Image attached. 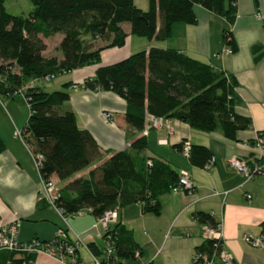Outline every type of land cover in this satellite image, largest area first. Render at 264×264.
Instances as JSON below:
<instances>
[{
	"label": "trees",
	"instance_id": "16d2710c",
	"mask_svg": "<svg viewBox=\"0 0 264 264\" xmlns=\"http://www.w3.org/2000/svg\"><path fill=\"white\" fill-rule=\"evenodd\" d=\"M29 1L31 8L26 13L9 14L0 0V94H22L27 115L19 135L26 136L30 154L41 155L37 165L39 178L52 180L56 188L53 204L63 214L84 210L97 217L104 209L133 202L139 204L142 212L158 213L157 197L175 185L178 170L161 159L143 155L146 115L174 118L200 131L218 129L227 138H233L236 130L249 127L248 118L233 110L238 100L231 74L176 49L149 46L96 67L91 76L81 81L82 87L110 91L122 98L125 123L142 134L131 139L126 149L109 152L85 176H74L104 151L86 129L76 126L74 114L67 107L68 93L63 88L46 91L30 81L97 63L102 47L122 44L121 23L128 24L132 35L162 40L169 35L173 22H195L193 4L231 23L235 0H146L145 10L137 8L132 0ZM260 23L264 30V14ZM54 33L60 34L56 45L60 58L42 54V38ZM221 38L230 52L236 50L227 28L222 29ZM95 39L104 44L91 47L90 42ZM258 49V45L250 47L253 59L257 58ZM182 141L173 146L179 152ZM210 157L203 145L188 143L186 159L192 165L203 166ZM51 176L61 185H56ZM193 216L200 223L213 222L205 212L196 211ZM107 232L116 257L131 258L137 253L130 236L120 240L119 229ZM87 246L92 255L98 254L92 245ZM211 248V240L206 239L193 252L209 254ZM111 253L102 259L106 264H114ZM8 261L19 264L21 260Z\"/></svg>",
	"mask_w": 264,
	"mask_h": 264
},
{
	"label": "crops",
	"instance_id": "0c3cea01",
	"mask_svg": "<svg viewBox=\"0 0 264 264\" xmlns=\"http://www.w3.org/2000/svg\"><path fill=\"white\" fill-rule=\"evenodd\" d=\"M140 1V0H139ZM133 4L145 10L147 3ZM195 22H173L169 35L162 39L140 40L132 38L128 24L121 23L124 33L119 46L102 47L98 62L62 72L59 83L47 85L46 79H33V85L45 88L60 86L68 93L67 107L74 114L78 128L86 129L98 147L104 151L89 166L74 176H85L87 170L101 161L111 151L126 149L140 131L129 128L123 119L124 100L106 90H90L80 85L93 74L96 67L122 59L149 46L173 48L231 74L236 82L234 92L237 103L234 112L248 118L249 127L234 132L233 138L225 137L220 130L200 131L185 122L169 118L157 127L145 130L143 155L166 162L176 171H186L191 190H167L157 197V214L142 212L133 202L116 209V217L108 228L119 229V239L130 236L137 253L131 258L116 257L114 264H192L194 247L202 241L203 224L193 216L196 211L208 213L221 223L222 246L232 255L231 264H264V249L251 247L242 239L243 234L257 236L264 232V171L244 180L227 163L231 157L250 162H264V30L260 16L264 14V0H235L234 17L227 23L198 4L192 5ZM156 21V25H157ZM230 31L236 50L230 52L221 38L222 29ZM60 35L57 36V40ZM44 43V42H43ZM252 45H258V56L253 59ZM53 77V76H52ZM65 85L62 87V85ZM16 94H18L16 96ZM23 99V101H22ZM26 103L21 93L11 96L0 94V225L17 218V238L27 240L49 239L54 232L65 229L68 238L77 236L76 264L91 261L88 244L99 252L105 242L103 229L89 212L66 216L63 222L54 208L40 195L39 175L26 141L15 130H20L26 117ZM25 108V109H24ZM101 111L110 113L111 120H103ZM261 137V144H252L254 135ZM163 139L164 142H159ZM179 140L206 147L211 163L207 167L192 165L174 146ZM55 180L56 185L61 181ZM248 195V196H246ZM18 256L0 251V264ZM27 264H68L53 257L37 253L28 255ZM102 264H106L102 261Z\"/></svg>",
	"mask_w": 264,
	"mask_h": 264
},
{
	"label": "built area",
	"instance_id": "2783aa9c",
	"mask_svg": "<svg viewBox=\"0 0 264 264\" xmlns=\"http://www.w3.org/2000/svg\"><path fill=\"white\" fill-rule=\"evenodd\" d=\"M261 18V16H260ZM44 79H48L47 76ZM100 116L103 120H111L109 112L101 111ZM166 119L161 117H156L152 115H146L144 120V128L142 133H145V130L149 127H157L161 123L166 122ZM15 133L19 135L18 130H15ZM159 142H164L163 139H160ZM253 146L259 147L261 144V137L258 134L254 135ZM180 152L186 157L188 153V142L185 140L181 143ZM32 162L37 169L40 154H30ZM212 161V157L203 164V167H207ZM228 165L236 173H238L244 180L252 178L255 174L261 173L264 171V162H251L248 163L246 159L239 157H231L227 160ZM191 190V182L188 178V175L185 170L179 169L177 180L175 185L170 187V190ZM55 186L51 179H39V190L38 192L42 197H44L47 202L54 208L58 213L62 221H65L66 216H74L80 214L84 210H76L69 214H63L59 208L53 204V199L55 198ZM248 196V195H246ZM116 217V208L104 209L97 217L96 221L100 224L103 231L104 246L101 249L100 256L103 259H106L108 255L112 252V239L108 231V224L113 222ZM202 241L206 239L211 240V251L209 254L205 252L195 253L193 252L191 256L192 264H231L232 255L222 246L221 241V223L219 220H213L211 224L202 223ZM18 219L12 218L9 222L0 225V251H5L11 253L12 255L18 256L20 258L19 264H27L31 260L28 258V255L31 254H45L47 256L53 257L59 262H66L68 264H76L75 258V249L76 245L79 242L77 236L73 239H70L66 235L65 229H57L53 236L49 239L41 240L38 238H30L27 240H19L17 238L18 230ZM241 239L249 246L262 248L264 249V232L260 233L257 236H249L243 234ZM136 253V252H135ZM9 264V261L7 262ZM78 264H102L99 259L94 255H91V261L83 262Z\"/></svg>",
	"mask_w": 264,
	"mask_h": 264
},
{
	"label": "rangeland",
	"instance_id": "374dc122",
	"mask_svg": "<svg viewBox=\"0 0 264 264\" xmlns=\"http://www.w3.org/2000/svg\"><path fill=\"white\" fill-rule=\"evenodd\" d=\"M141 2L145 3V0H140ZM139 0H134L135 4H139L140 2ZM2 5L4 10L9 13V14H20V13H26L30 8H31V4L29 0H2ZM60 35L58 33H54L48 37L42 38V42H44V49L42 50V54L44 56H55L56 58H60V52L59 50L56 48L57 45V36ZM132 38L137 39L138 37H136L135 35H132ZM139 39V38H138ZM84 40L85 41H89V38L84 36ZM140 40H146L145 38H142ZM91 47H95V46H100L102 44H104V41H100V40H93L92 42H90ZM61 73H58L56 75H54L53 77L45 80L47 82V85H50L52 83L58 82L59 83V76ZM43 80V79H42ZM60 86H57L55 89H60ZM47 89V91L49 90H53L54 88H45ZM18 94H16L17 96ZM22 95V94H21ZM23 101V99H22ZM24 102V101H23ZM25 109V108H24ZM26 113H27V107H26ZM27 115V114H26Z\"/></svg>",
	"mask_w": 264,
	"mask_h": 264
}]
</instances>
